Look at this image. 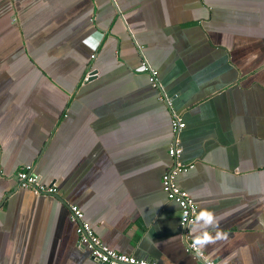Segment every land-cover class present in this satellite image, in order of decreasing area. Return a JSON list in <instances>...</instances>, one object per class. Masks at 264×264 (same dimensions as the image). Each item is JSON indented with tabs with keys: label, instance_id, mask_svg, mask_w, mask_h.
<instances>
[{
	"label": "crops",
	"instance_id": "1",
	"mask_svg": "<svg viewBox=\"0 0 264 264\" xmlns=\"http://www.w3.org/2000/svg\"><path fill=\"white\" fill-rule=\"evenodd\" d=\"M172 113L175 182L227 234L204 253L264 264V0H0V264H100L69 204L117 252L196 264L160 186Z\"/></svg>",
	"mask_w": 264,
	"mask_h": 264
},
{
	"label": "built area",
	"instance_id": "2",
	"mask_svg": "<svg viewBox=\"0 0 264 264\" xmlns=\"http://www.w3.org/2000/svg\"><path fill=\"white\" fill-rule=\"evenodd\" d=\"M140 72H144L147 80L152 87H157V72L155 69L141 62L138 66ZM86 77V76H85ZM84 77V78H85ZM170 105V101L166 102ZM172 140L167 147L169 165L161 174L160 186L167 200L174 202L178 207V222L182 230L183 248L185 252L191 254L196 264H214V261L206 256L204 251H197L193 246V234L191 230L192 221L197 213V206L188 192L180 188L175 177L178 174L189 171L193 164H182L179 161L182 149L178 140V132L184 126L181 118L174 113L168 117ZM15 179L18 187L27 189L34 194L53 195L56 188L53 185H47L39 181L38 175L33 171L31 164L21 165L15 173ZM69 218L75 224V233L78 244L84 247L89 256L100 264H154L146 259L136 258L132 255L117 252L104 245L99 237L95 234L87 221L83 219L82 211L74 204L68 205Z\"/></svg>",
	"mask_w": 264,
	"mask_h": 264
},
{
	"label": "clouds",
	"instance_id": "3",
	"mask_svg": "<svg viewBox=\"0 0 264 264\" xmlns=\"http://www.w3.org/2000/svg\"><path fill=\"white\" fill-rule=\"evenodd\" d=\"M220 220L209 208H201L192 221L193 246L197 251H202L209 244L226 240L227 234L219 228ZM214 230L215 234H212Z\"/></svg>",
	"mask_w": 264,
	"mask_h": 264
},
{
	"label": "water",
	"instance_id": "4",
	"mask_svg": "<svg viewBox=\"0 0 264 264\" xmlns=\"http://www.w3.org/2000/svg\"><path fill=\"white\" fill-rule=\"evenodd\" d=\"M94 72L95 71H89L88 73H87V75H86V80H88L89 78H90V76L92 75V74H94ZM56 198H58L55 194H53Z\"/></svg>",
	"mask_w": 264,
	"mask_h": 264
}]
</instances>
